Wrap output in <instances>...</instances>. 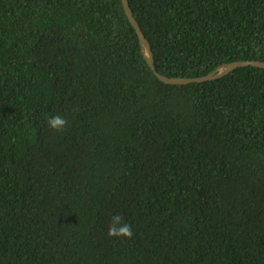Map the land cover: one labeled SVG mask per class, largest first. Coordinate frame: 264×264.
Segmentation results:
<instances>
[{
    "label": "trees",
    "instance_id": "16d2710c",
    "mask_svg": "<svg viewBox=\"0 0 264 264\" xmlns=\"http://www.w3.org/2000/svg\"><path fill=\"white\" fill-rule=\"evenodd\" d=\"M128 1L161 74L264 61V0ZM0 264H264V68L166 84L121 0H0Z\"/></svg>",
    "mask_w": 264,
    "mask_h": 264
},
{
    "label": "water",
    "instance_id": "95a60500",
    "mask_svg": "<svg viewBox=\"0 0 264 264\" xmlns=\"http://www.w3.org/2000/svg\"><path fill=\"white\" fill-rule=\"evenodd\" d=\"M121 3L126 17L128 18L130 24L132 25V27L134 28L137 34L140 50L144 59L146 60L148 66L153 71L154 75L160 81L166 84H189L194 82H204V81L214 80L229 74L231 71H233L236 68L245 67V66L264 68V61L262 60L243 59V60H234L219 64L216 68H214L213 70L202 76L184 77V76H166L164 74H161L155 68L154 55L151 48V44L147 39V37L145 36L143 30L141 29V26L138 23L137 19L135 18L134 13L130 7L129 1L121 0Z\"/></svg>",
    "mask_w": 264,
    "mask_h": 264
},
{
    "label": "clouds",
    "instance_id": "9594fccd",
    "mask_svg": "<svg viewBox=\"0 0 264 264\" xmlns=\"http://www.w3.org/2000/svg\"><path fill=\"white\" fill-rule=\"evenodd\" d=\"M47 126L54 132L63 131L68 126V121L61 115H48L45 117ZM107 235L109 237H120L130 239L134 235L132 226L124 221L120 214H114L108 226Z\"/></svg>",
    "mask_w": 264,
    "mask_h": 264
}]
</instances>
